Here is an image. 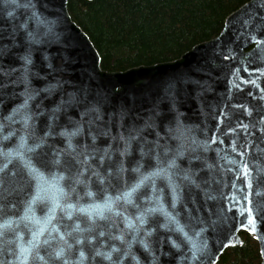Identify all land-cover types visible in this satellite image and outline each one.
Segmentation results:
<instances>
[{
    "label": "water",
    "instance_id": "95a60500",
    "mask_svg": "<svg viewBox=\"0 0 264 264\" xmlns=\"http://www.w3.org/2000/svg\"><path fill=\"white\" fill-rule=\"evenodd\" d=\"M239 231L264 264V0L122 71L67 0H0V264H216Z\"/></svg>",
    "mask_w": 264,
    "mask_h": 264
},
{
    "label": "trees",
    "instance_id": "16d2710c",
    "mask_svg": "<svg viewBox=\"0 0 264 264\" xmlns=\"http://www.w3.org/2000/svg\"><path fill=\"white\" fill-rule=\"evenodd\" d=\"M247 0H67L71 19L87 34L100 67L122 71L170 61L214 37L224 18ZM216 264H260L256 241L238 232Z\"/></svg>",
    "mask_w": 264,
    "mask_h": 264
},
{
    "label": "snow or ice",
    "instance_id": "6c2138e0",
    "mask_svg": "<svg viewBox=\"0 0 264 264\" xmlns=\"http://www.w3.org/2000/svg\"><path fill=\"white\" fill-rule=\"evenodd\" d=\"M262 254H264V253H262ZM57 255H59V253H58ZM25 259H26V258H25Z\"/></svg>",
    "mask_w": 264,
    "mask_h": 264
}]
</instances>
